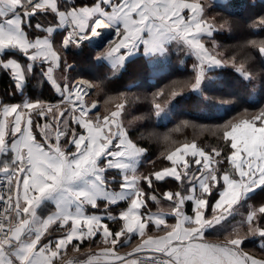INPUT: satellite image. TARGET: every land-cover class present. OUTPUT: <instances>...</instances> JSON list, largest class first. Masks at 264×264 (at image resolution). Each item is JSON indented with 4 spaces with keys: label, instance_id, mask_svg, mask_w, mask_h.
Wrapping results in <instances>:
<instances>
[{
    "label": "snow or ice",
    "instance_id": "6c2138e0",
    "mask_svg": "<svg viewBox=\"0 0 264 264\" xmlns=\"http://www.w3.org/2000/svg\"><path fill=\"white\" fill-rule=\"evenodd\" d=\"M0 264H264V0H0Z\"/></svg>",
    "mask_w": 264,
    "mask_h": 264
},
{
    "label": "rangeland",
    "instance_id": "374dc122",
    "mask_svg": "<svg viewBox=\"0 0 264 264\" xmlns=\"http://www.w3.org/2000/svg\"><path fill=\"white\" fill-rule=\"evenodd\" d=\"M172 63H173V65H176L178 63V60H177V57H176L175 53H173ZM134 75H135V73H132V74L131 73H128V76L129 77H132ZM164 82H166V81H164ZM143 83H144V86H145L143 90L148 91L147 88L149 87L150 84H147V82L145 80L143 81ZM133 90L135 91L136 89H133ZM151 90H149V91H151ZM169 127H171V125H169ZM160 130L161 131H164L165 129H160ZM189 135H191V131H189Z\"/></svg>",
    "mask_w": 264,
    "mask_h": 264
},
{
    "label": "trees",
    "instance_id": "16d2710c",
    "mask_svg": "<svg viewBox=\"0 0 264 264\" xmlns=\"http://www.w3.org/2000/svg\"><path fill=\"white\" fill-rule=\"evenodd\" d=\"M131 70V69H130ZM129 73H135L133 70H131V71H129ZM145 81L147 82V84H151L152 83V81H150V80H148V79H145ZM152 88L151 87H148L147 88V90L149 91V90H151ZM163 129V128H162Z\"/></svg>",
    "mask_w": 264,
    "mask_h": 264
}]
</instances>
